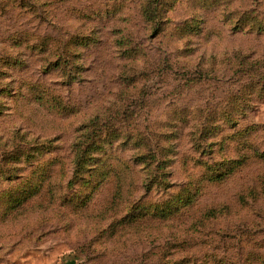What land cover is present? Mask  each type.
Returning <instances> with one entry per match:
<instances>
[{
	"label": "rangeland",
	"instance_id": "obj_1",
	"mask_svg": "<svg viewBox=\"0 0 264 264\" xmlns=\"http://www.w3.org/2000/svg\"><path fill=\"white\" fill-rule=\"evenodd\" d=\"M0 264H264V0H0Z\"/></svg>",
	"mask_w": 264,
	"mask_h": 264
}]
</instances>
